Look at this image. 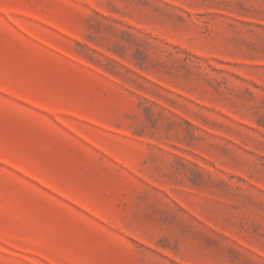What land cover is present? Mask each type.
Segmentation results:
<instances>
[{
  "label": "rangeland",
  "instance_id": "obj_1",
  "mask_svg": "<svg viewBox=\"0 0 264 264\" xmlns=\"http://www.w3.org/2000/svg\"><path fill=\"white\" fill-rule=\"evenodd\" d=\"M0 264H264V0H0Z\"/></svg>",
  "mask_w": 264,
  "mask_h": 264
}]
</instances>
